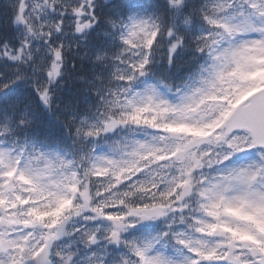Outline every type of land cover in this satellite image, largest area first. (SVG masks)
<instances>
[{"label": "snow or ice", "instance_id": "obj_1", "mask_svg": "<svg viewBox=\"0 0 264 264\" xmlns=\"http://www.w3.org/2000/svg\"><path fill=\"white\" fill-rule=\"evenodd\" d=\"M0 264H264V0H0Z\"/></svg>", "mask_w": 264, "mask_h": 264}]
</instances>
